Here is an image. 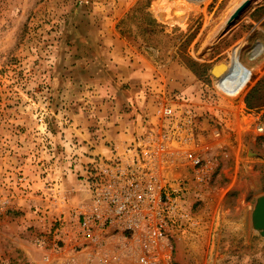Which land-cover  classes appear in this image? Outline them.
<instances>
[{
	"label": "rangeland",
	"instance_id": "obj_1",
	"mask_svg": "<svg viewBox=\"0 0 264 264\" xmlns=\"http://www.w3.org/2000/svg\"><path fill=\"white\" fill-rule=\"evenodd\" d=\"M261 81L264 0H0V264H142L138 236L79 234L80 176L178 125L202 163H150L185 180L188 218L149 260L264 264Z\"/></svg>",
	"mask_w": 264,
	"mask_h": 264
},
{
	"label": "built area",
	"instance_id": "obj_2",
	"mask_svg": "<svg viewBox=\"0 0 264 264\" xmlns=\"http://www.w3.org/2000/svg\"><path fill=\"white\" fill-rule=\"evenodd\" d=\"M172 113L166 109L163 115L168 119ZM183 130V125L177 126L178 136L172 140L175 146L169 144L170 139H163L150 151L145 146L155 141L147 140L129 147L123 155L93 158L85 174L80 176L89 200L79 216V234L93 241L98 240L93 237L97 234L138 236L147 253L140 262L156 264L157 261L151 262L148 257L156 258L154 252L167 247L175 225L180 219L188 218L183 209L187 189L182 176L169 178L171 175L159 172L150 163L171 162L174 158L190 161L194 168L199 166L202 161L188 148L189 141L182 137ZM256 130L264 137V125L257 126Z\"/></svg>",
	"mask_w": 264,
	"mask_h": 264
},
{
	"label": "water",
	"instance_id": "obj_3",
	"mask_svg": "<svg viewBox=\"0 0 264 264\" xmlns=\"http://www.w3.org/2000/svg\"><path fill=\"white\" fill-rule=\"evenodd\" d=\"M248 2L241 6L232 16L230 24L238 20L239 16L246 10ZM251 226L264 242V195L257 198L251 215Z\"/></svg>",
	"mask_w": 264,
	"mask_h": 264
},
{
	"label": "trees",
	"instance_id": "obj_4",
	"mask_svg": "<svg viewBox=\"0 0 264 264\" xmlns=\"http://www.w3.org/2000/svg\"><path fill=\"white\" fill-rule=\"evenodd\" d=\"M129 20V17L127 18V20H122L118 26V28L120 29L123 25L126 24V21ZM120 34L122 36H127L129 38L128 32L127 30H124L121 28L120 30ZM264 90V81L259 82L247 95L246 99H245V103L246 106L248 108L249 111H254L255 109L259 108L257 107V104L255 103V101H257L258 99H264L263 96L262 97H258L257 94L260 92V90Z\"/></svg>",
	"mask_w": 264,
	"mask_h": 264
}]
</instances>
